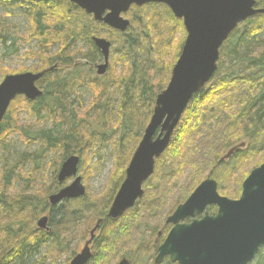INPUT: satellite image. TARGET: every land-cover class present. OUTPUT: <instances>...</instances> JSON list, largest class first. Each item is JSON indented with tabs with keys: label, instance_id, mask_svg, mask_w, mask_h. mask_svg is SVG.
<instances>
[{
	"label": "trees",
	"instance_id": "obj_1",
	"mask_svg": "<svg viewBox=\"0 0 264 264\" xmlns=\"http://www.w3.org/2000/svg\"><path fill=\"white\" fill-rule=\"evenodd\" d=\"M255 1L258 8H264V0ZM0 4L6 9L26 6L32 24L28 42L39 40L40 51L28 54L40 61L39 70L17 74L52 69L38 82L44 95L36 102L16 99L0 125V151L5 155L0 157V264H46L54 251L66 249V240L82 221L90 231L101 221L89 264H115L124 257L118 255L120 250L154 251L153 243L159 234L163 241L170 229L168 217L202 182L215 180L222 196L236 200L250 173L264 164V16L260 15L241 24L224 44L215 76L188 105L168 149L156 160L153 176L144 184L143 198L120 219L108 218L157 96L167 88L180 58L186 36L182 21L163 5L136 9L141 15L138 22L134 20L138 27L133 25L130 35L112 43L115 46L111 56L120 54L123 75L117 78L113 74L106 95L95 99L102 112L93 126L77 111L68 109L65 92L75 83L96 88L92 76L97 59L103 56L92 42V35L84 33L85 29L86 33L88 28L94 29L96 23L63 0H0ZM151 11H157L154 17ZM78 13L83 16L77 17ZM134 29L141 32L134 35ZM68 40L73 44L84 42L88 53L73 52ZM0 41L5 44L1 34ZM55 44L60 45L59 52L51 54ZM78 57L85 60L83 64L77 63ZM0 75L3 79L16 74L0 67ZM15 104L25 105L29 118L51 120L55 133L32 132L27 125L17 123L12 117ZM110 122L115 123V135H119L114 142L118 155L103 197L64 201L52 207L48 198L67 183H59L55 176L47 189L49 172L55 169L58 174L70 156L79 154L83 161L97 155L96 140L104 143L105 134L94 129L96 124H103L105 131ZM90 131H95L96 136L89 135ZM17 135L25 143H40L41 151L34 155L13 154L15 143L11 138ZM242 143L248 144L246 149L238 150L230 160H222ZM18 182H22L23 192L14 191ZM37 185L46 195L31 193ZM209 211L215 212L213 208ZM42 216L49 219L46 230L35 225ZM43 247V259L38 260ZM262 252L263 249L254 261L257 264L264 261ZM132 257L141 256L133 253Z\"/></svg>",
	"mask_w": 264,
	"mask_h": 264
},
{
	"label": "water",
	"instance_id": "obj_2",
	"mask_svg": "<svg viewBox=\"0 0 264 264\" xmlns=\"http://www.w3.org/2000/svg\"><path fill=\"white\" fill-rule=\"evenodd\" d=\"M93 14L113 29L125 32L130 22L121 17L132 6L144 7L162 4L176 19L182 20L187 33L180 58L172 71L167 88L157 96L152 117L142 140L126 169L122 183L107 215L118 220L134 208L144 196V184L155 172L156 160L168 149L193 97L203 90L215 76L220 50L237 28L256 16H264L255 0H63ZM110 13L102 18L103 14ZM94 44L104 57L97 67L98 76L109 69L112 44L95 39ZM52 69H49L50 71ZM8 75L0 83V125L13 101L25 97L36 102L44 93L37 83L48 72ZM244 144L231 149L222 160H229ZM80 157L70 156L62 164L59 183L74 181L49 197L52 207L64 201L76 200L86 194L78 176ZM218 209L215 216L206 215L191 224L185 220L201 216L208 207ZM48 217L37 223L39 229H48ZM173 228L159 248L156 263L165 257L178 264H252L264 248V164L253 170L244 181L240 199L231 200L218 192V183L207 179L187 201L167 219ZM101 221L90 232L91 239L70 264H88L90 245ZM119 264H128L125 260Z\"/></svg>",
	"mask_w": 264,
	"mask_h": 264
},
{
	"label": "rangeland",
	"instance_id": "obj_3",
	"mask_svg": "<svg viewBox=\"0 0 264 264\" xmlns=\"http://www.w3.org/2000/svg\"><path fill=\"white\" fill-rule=\"evenodd\" d=\"M27 9L28 8H26V6L20 9L18 8L6 9L3 5L0 4V34L2 38L5 39V44L0 41V67L6 69V71L11 74H17L24 71L39 70L38 68H40V61L38 59L34 60L32 58H29L28 56L29 53L40 51V46H39V40L37 39L28 42V39L30 37L28 33L32 29V24L29 20ZM156 12L157 11H154V13ZM154 13L152 11L150 12V14H153L152 15L153 17H154ZM76 15L77 17H81L80 15H82V13H78ZM133 15H138L136 19L133 17L135 22H138L137 20L138 17L141 18L139 12L136 10L133 13ZM135 25L136 24L134 23V26ZM85 30H84L85 34H90V35L97 34L100 35V37L105 36L103 35L104 31L99 29L97 26L94 29L88 28L87 33L85 32ZM138 31L141 32L140 29L139 30L134 29L133 34L134 35L137 34ZM186 37H187V33L185 36V40ZM68 42L71 43L73 41L68 40ZM112 43H116V42L113 41ZM71 44H72L71 46H73L72 47L73 52L77 53L81 51L82 54L88 53V46L84 44V42L80 41ZM113 45L114 44H112V49L115 46ZM59 49H60V45L55 44L52 47L50 53L56 54L59 52ZM226 50L227 51L229 50V46H226L225 51ZM118 55L120 54L118 53V54H114V56H110L109 70L105 76L99 77L97 75V68L95 69V72L92 76V82H94L93 87H95L96 84L95 90L93 88L91 89L87 86L75 83L73 85L71 84L72 86L68 89V91L65 92V95H67L66 101L69 105L68 109L70 111L72 110L77 111V113L81 115V118L85 119L87 123H89V125L91 123H94L93 126H95V120L97 116L102 112V110H99V106L97 107V105L95 104L96 101L95 99L97 97L98 98L104 97V95H106L107 93V88L108 86L111 85V81L114 79V77L118 76L117 78H119L123 75L122 60L120 57H118ZM117 57L118 59H116ZM84 61L85 60L78 57L77 63L83 64ZM102 64H104L103 57L97 59L96 67ZM62 71L63 72L58 73L60 76L63 75L65 72L64 69ZM113 74H115L114 77L112 76ZM1 82H2V76L0 75V83ZM102 85L105 86L103 87ZM112 89L114 88H111L110 90ZM12 117L15 118L17 120V123H19L20 125L24 124L27 125L29 128H31L32 132L40 130L43 132L52 131L53 133H55L56 126H54L51 120L40 119L35 117H34L35 119L29 118L28 114L26 113V107L23 104L22 105L15 104L12 107ZM114 124H115L114 122H110V124L107 125L106 127L107 129L105 131L103 130L104 129L103 124H101V127H98L97 124H96V128L94 127L95 128L94 130H96L98 133L105 134L104 143H101L99 140H96L97 144L95 151L98 152L97 155H90L91 156L90 158H87L83 161L79 154L75 155V156H79L81 159L78 176L82 178V183L86 189V194L83 197L76 199V201L82 198H86L87 201L89 200L92 201L94 199L98 200L101 199L104 195V192L107 191L108 181L113 173L115 160L118 155V153H116V148H114V142L118 139L119 135L117 134L115 135L116 128H114ZM94 132L95 131H90L88 132V134L96 136V133ZM11 139L12 140L14 139L13 141L15 143L13 154L28 153L29 155H34L37 152H40L42 149L40 143H35V142L25 143L24 141L21 140V137L18 135L12 137ZM244 145L245 147L242 148L243 150L247 148L248 144L246 143ZM2 155H3L2 151H0V157ZM13 157L15 158V155H13ZM56 165L57 164H55V167ZM93 168H95V170H93ZM1 170H2V164L0 163V173ZM58 175L59 173L56 174L55 169L54 171L49 172L48 184H45L47 189H49V186L53 185V178H55V176L58 177ZM71 182H73V180H68V182H64L67 183L65 184V186L70 185ZM22 188H23L22 182H18L16 190L14 189V191L23 192L24 190ZM38 188H40L38 187V185L32 188L31 193L33 194L37 193L40 190V189L38 190ZM52 189H51V193L53 191ZM39 192L40 195L43 197L45 192L42 190ZM40 218H38L37 221L35 222L36 226ZM90 232H91L90 229L84 226V221L78 223V225L70 233L68 240H66L69 243V245H65L66 249L63 252L54 251L53 254L51 255V258L48 260L46 264H70L72 259L75 257V255L81 253L82 249L85 246V243L89 240ZM152 237L153 235L149 236L150 239H152ZM45 251H46V247H43L40 253L41 255H39L40 257L38 256L39 257L38 260L43 259V255ZM263 252H264V248H263ZM121 253L122 252L120 250L118 255H120ZM132 259L136 260L137 258L133 257ZM253 264H257V262H254ZM262 264H264V261Z\"/></svg>",
	"mask_w": 264,
	"mask_h": 264
},
{
	"label": "flooded vegetation",
	"instance_id": "obj_4",
	"mask_svg": "<svg viewBox=\"0 0 264 264\" xmlns=\"http://www.w3.org/2000/svg\"><path fill=\"white\" fill-rule=\"evenodd\" d=\"M151 5H162V4H149V5H146L144 7L151 6ZM73 6L76 7L78 9V11H80V12L84 13L85 15L89 16L91 18V20L96 23L95 24L96 26L99 24L97 27L99 29H101L102 31H104V34H103V35H105L104 37H100V35H97V34H93L92 35L91 39H92V42L93 43H94V40L95 39L105 40V41H108V42L112 43L113 41L121 40L125 36L130 35L131 33H129V31H132L131 28L134 25V18L136 17V15H133V13L136 11V9L144 8V7H137V6L134 5V6H132L128 10V12L121 14V17L124 20H127V21L130 22V27L125 32H122V31H119V30H116V29L111 28L110 26L106 25L102 21H97L95 19V17H94L93 14L87 13L86 11L80 9L77 5H74L73 4ZM109 13H110L109 11H106L103 14L102 18H105ZM212 208L215 210V212H213V213L211 211H209ZM217 212H218V209L216 207H214V206L208 207L201 216H197L196 215L195 218L185 220L183 224H191L194 220H200V219H202L206 215V213L209 214L210 216H215L217 214ZM172 228H173V226L170 225V229H169L168 233L166 234V236L164 237L163 241H161V239H162V233L159 234V239L156 240L153 243V245H154V251H150L149 249H145V248H143L141 250H137V252L136 251H132V250H128V251L127 250H124V251H121L122 253L120 254V256H124V257H122L115 264H119L123 260H125L128 264H135V262H136V264H157L156 263V258L159 255V248L164 243L165 239L167 238V236H168V234H169V232L171 231ZM94 247H95V243L93 241L92 244L90 245V252H91V258H90V260L92 259L93 254H95ZM133 253L140 254V256H141L140 259L133 260L132 259L133 258L132 257L133 256ZM126 255H127V257H126ZM134 258H136V257H134ZM90 260H89V262H90ZM159 264H178V263L172 262V260H171L170 257H165L162 260V262L159 263Z\"/></svg>",
	"mask_w": 264,
	"mask_h": 264
},
{
	"label": "bare ground",
	"instance_id": "obj_5",
	"mask_svg": "<svg viewBox=\"0 0 264 264\" xmlns=\"http://www.w3.org/2000/svg\"><path fill=\"white\" fill-rule=\"evenodd\" d=\"M35 119V118H34ZM110 143V142H109ZM59 168V167H58ZM58 171V170H57ZM248 176V175H247ZM174 177V176H173ZM244 177V176H243ZM172 178V177H171ZM170 178V179H171ZM173 179V178H172ZM175 180V179H174ZM179 180V179H178ZM183 180V179H182ZM218 180V179H217ZM241 180V179H240ZM176 181V180H175ZM174 182V181H173ZM240 182V181H239ZM72 183V182H71ZM225 190H226V188H225ZM177 194V193H176ZM224 194H227V193H224ZM226 197V196H225ZM114 200V199H113Z\"/></svg>",
	"mask_w": 264,
	"mask_h": 264
}]
</instances>
